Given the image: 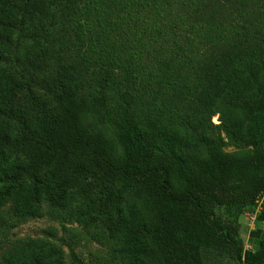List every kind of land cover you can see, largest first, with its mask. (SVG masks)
Here are the masks:
<instances>
[{
    "label": "trees",
    "instance_id": "16d2710c",
    "mask_svg": "<svg viewBox=\"0 0 264 264\" xmlns=\"http://www.w3.org/2000/svg\"><path fill=\"white\" fill-rule=\"evenodd\" d=\"M247 133L252 150H225ZM263 143L264 0H0L15 225L77 223L111 245L107 264H264V233L245 250L236 224L264 196ZM0 264L69 263L32 240Z\"/></svg>",
    "mask_w": 264,
    "mask_h": 264
},
{
    "label": "rangeland",
    "instance_id": "374dc122",
    "mask_svg": "<svg viewBox=\"0 0 264 264\" xmlns=\"http://www.w3.org/2000/svg\"><path fill=\"white\" fill-rule=\"evenodd\" d=\"M57 62V58L53 59L49 70L55 68L54 63ZM45 74L47 75L48 71ZM216 111L220 112L221 109L218 108ZM211 123L220 125V113L211 117ZM88 125L93 133L104 130V125L99 121L92 120ZM254 143V138L247 133L242 144H228L225 150L244 154L253 149ZM261 148L264 150V143ZM219 213L225 214L223 210ZM225 217L229 218V214L227 213ZM236 217L230 218L231 221ZM14 221L9 205L0 211V261L27 247L32 240H48L61 246L69 264L71 252L76 253L85 264H107L111 260V245L102 244L98 235L88 232L77 223L49 215L20 225H15ZM236 224L245 250L255 251L259 239L263 236L261 234L264 233V196L259 199L253 212L244 209L237 217Z\"/></svg>",
    "mask_w": 264,
    "mask_h": 264
}]
</instances>
